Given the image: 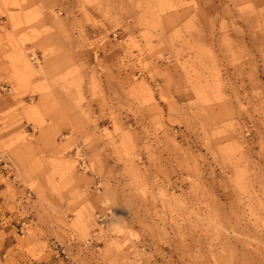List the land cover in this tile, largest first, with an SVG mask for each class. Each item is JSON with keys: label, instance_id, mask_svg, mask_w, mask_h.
Returning a JSON list of instances; mask_svg holds the SVG:
<instances>
[{"label": "rangeland", "instance_id": "1", "mask_svg": "<svg viewBox=\"0 0 264 264\" xmlns=\"http://www.w3.org/2000/svg\"><path fill=\"white\" fill-rule=\"evenodd\" d=\"M0 155V264H264V0H0Z\"/></svg>", "mask_w": 264, "mask_h": 264}, {"label": "built area", "instance_id": "2", "mask_svg": "<svg viewBox=\"0 0 264 264\" xmlns=\"http://www.w3.org/2000/svg\"><path fill=\"white\" fill-rule=\"evenodd\" d=\"M7 90H9V87H6ZM80 153V152H79ZM80 167L81 169L85 170L86 167L88 166L87 161H86V157L84 156L83 153L80 154ZM0 167L4 170V171H10L13 172L14 170V164L11 160V158L8 155H0Z\"/></svg>", "mask_w": 264, "mask_h": 264}, {"label": "bare ground", "instance_id": "3", "mask_svg": "<svg viewBox=\"0 0 264 264\" xmlns=\"http://www.w3.org/2000/svg\"><path fill=\"white\" fill-rule=\"evenodd\" d=\"M72 168V167H71Z\"/></svg>", "mask_w": 264, "mask_h": 264}]
</instances>
